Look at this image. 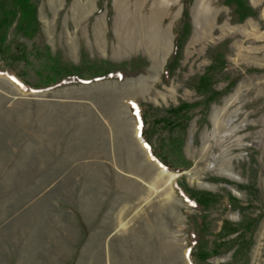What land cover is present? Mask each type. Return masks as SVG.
Masks as SVG:
<instances>
[{
  "label": "rangeland",
  "instance_id": "374dc122",
  "mask_svg": "<svg viewBox=\"0 0 264 264\" xmlns=\"http://www.w3.org/2000/svg\"><path fill=\"white\" fill-rule=\"evenodd\" d=\"M37 1L42 30L46 25L53 35L52 44V37H46L51 53L63 61L74 63L67 52H80L75 64L134 59L133 66L138 60L147 66L138 76L114 79L117 83L84 81L77 89L79 95L99 100L97 107L109 125L105 133L111 132L118 157V167L98 168L93 184L73 183L88 180L73 172L66 184L48 183L65 165L49 161L56 146L43 145L48 133L36 120L38 99L65 86L30 88L10 67L0 71V264H264V19L259 8L248 24L239 21L236 3L231 4L233 11L223 9L210 35L199 31L194 38L191 24L180 59L166 70L168 62L164 69L162 65L170 39L151 23H141L143 1ZM184 23L183 16L176 34ZM94 26L99 43L104 31L111 39L102 45L103 52L120 51L118 42L126 36L123 45L134 52L131 58H92L88 52L99 47L90 38ZM19 40L32 49L29 39ZM144 51L151 57L149 71ZM31 57L43 69L32 52ZM214 60L212 84L199 91V79ZM204 100L209 103L188 114L184 151L193 165L165 187L154 179L164 168L141 136L143 113L148 106L167 109ZM150 164L153 168H146ZM197 193L213 194L205 210L193 205ZM202 222L209 252L203 261L195 256L193 239Z\"/></svg>",
  "mask_w": 264,
  "mask_h": 264
},
{
  "label": "trees",
  "instance_id": "16d2710c",
  "mask_svg": "<svg viewBox=\"0 0 264 264\" xmlns=\"http://www.w3.org/2000/svg\"><path fill=\"white\" fill-rule=\"evenodd\" d=\"M192 1L183 0L185 23L182 31L175 38L174 50L166 70L172 65L174 67L181 57L182 40L187 38L191 30L190 5ZM224 1L228 5L236 3L235 10L239 14L240 22L255 14V10L248 0ZM108 22H111L110 14ZM12 33L13 36H11ZM20 37L31 41V50L25 42L19 40ZM31 52L36 58H39L43 69L36 67ZM133 63H135L134 59L122 62L109 60L86 62L83 59L80 64L65 62L61 57L51 53L50 45L42 30L37 0H0V71L10 67L30 88H47L54 83L58 86H66L81 84L84 81L123 80L126 77L138 76L145 72L147 61L139 62L138 60L137 66H133ZM216 66V60H214L207 69V73L200 77L199 91H205L210 87L212 84L210 72ZM237 79L230 82L229 87L235 85ZM208 103L209 100L182 102L178 106L167 109L148 106L144 111L145 126L141 136L149 148L156 151L153 157L158 159L167 169L181 172L192 167L193 163L187 158L184 151L190 119L188 114L191 110ZM149 114H152L150 122H148ZM195 197L196 203L193 205L205 210L210 205L213 194L202 193ZM204 227L205 224L202 222L200 230L193 236L198 249L195 256L201 261L209 257V252L205 249L207 242L203 233Z\"/></svg>",
  "mask_w": 264,
  "mask_h": 264
},
{
  "label": "crops",
  "instance_id": "0c3cea01",
  "mask_svg": "<svg viewBox=\"0 0 264 264\" xmlns=\"http://www.w3.org/2000/svg\"><path fill=\"white\" fill-rule=\"evenodd\" d=\"M138 1H143L139 12L140 16H138V18L141 19V23H151L156 33H166L170 39L168 53L162 65V69H164V65L168 62L167 60L174 50L175 38L177 35L174 31V27L181 23L184 16L183 0ZM147 1H149L147 11L142 12L143 5ZM248 2L254 10L259 8V17L264 19V0H248ZM233 6L234 5H227L224 0H193L190 5V20L192 26H195V30H193L192 27L190 35L192 36L193 31L194 38L197 37L199 31L202 36L210 35V31H213L219 24V18L223 15V9H229V11L232 12ZM227 18L229 19V24H231L232 16ZM254 19L255 17L250 15L244 22L251 24ZM40 21L42 23V18H40ZM130 21H132V19ZM130 21L125 20V23L129 24ZM225 23L226 22L223 21L224 25ZM43 27L46 37H49V39L52 37L51 41H49V43L52 44L53 35L46 29V25H43ZM212 27L213 29H210ZM203 28L206 30L204 35ZM155 32L153 33L152 31V35L155 34ZM113 35L116 37L115 29ZM191 36L188 40H190ZM96 37V28L94 26L90 38L99 43ZM127 40L128 38L126 36L122 37V39L120 37V42H118L117 47H121L120 51L111 52L110 54L109 52H103L104 48L102 45L105 43L109 45V41H111V39L109 40L108 34L104 31L103 40L99 43L98 52L88 53L92 58L99 57L102 59H111L113 61L127 60L134 54V52H130L129 49L123 45V42ZM140 53L143 55V58L145 57V59L150 61V65L146 69V71H149L151 57L145 51ZM67 55H69L68 58L70 61L74 63H79L81 60L80 52H67ZM110 80L115 81L113 83H117L114 79H109V81ZM81 84L67 85L64 89L51 92L53 95L48 94V96L46 95L47 97L38 99L41 112L37 114L36 120L39 121L43 131L48 133L47 140H42L45 141L43 145L49 144L51 146H56L55 148L51 147V154L55 157L50 158L49 161L56 160L65 165L64 170L55 179L48 181L51 185L66 184L69 181L66 180L65 177L71 172L80 178L83 175H87L86 178L88 179L85 182L82 180H74L73 183L87 184L91 182V184H93L95 183V179H99L100 176L98 174V168L105 167L106 169H113L118 167V157L116 158L115 144L112 140L111 132H109V134L105 133V129L109 125L97 107V101L99 100L91 96L83 95V93L79 95L77 89H82L81 87H83V85ZM43 108H50L51 111L46 113ZM73 108L78 110V112H72ZM135 135V140L139 145L141 140L138 137L137 131ZM84 162L86 164H83ZM54 166L55 164H52L50 167L53 168ZM66 247H68V245H66Z\"/></svg>",
  "mask_w": 264,
  "mask_h": 264
},
{
  "label": "bare ground",
  "instance_id": "6f19581e",
  "mask_svg": "<svg viewBox=\"0 0 264 264\" xmlns=\"http://www.w3.org/2000/svg\"><path fill=\"white\" fill-rule=\"evenodd\" d=\"M86 4V3H85ZM84 4V5H85ZM81 7V6H80ZM91 7V6H90ZM80 9H83V7H81ZM85 9V8H84ZM84 9L82 10V12H84ZM86 10V9H85ZM81 11V10H80ZM89 11V10H88ZM85 14V13H84ZM148 165V164H147ZM163 166V165H162ZM148 167H150V168H153L152 167V165L150 164L149 166H146V168H148ZM163 168L164 169H161V171H157V173H156V176H155V181H157L159 184H161V185H166V186H168V185H170L171 184V182H172V180L175 178V177H177V176H179V174H177L176 172H168L167 170H166V168L163 166ZM149 170V169H148ZM149 173V172H148ZM148 176V175H147ZM153 177V176H152ZM151 177V178H152ZM154 182V181H153ZM160 185V186H161ZM165 186V187H166ZM165 189L164 188H162V190H161V192H163Z\"/></svg>",
  "mask_w": 264,
  "mask_h": 264
},
{
  "label": "water",
  "instance_id": "95a60500",
  "mask_svg": "<svg viewBox=\"0 0 264 264\" xmlns=\"http://www.w3.org/2000/svg\"><path fill=\"white\" fill-rule=\"evenodd\" d=\"M166 168V167H165ZM167 169V168H166ZM175 172V171H174ZM186 171H181V172H176V173H178L179 175L181 174V173H185Z\"/></svg>",
  "mask_w": 264,
  "mask_h": 264
}]
</instances>
